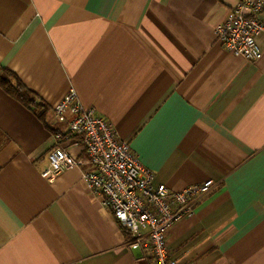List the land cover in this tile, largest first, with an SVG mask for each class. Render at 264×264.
Masks as SVG:
<instances>
[{"label": "crops", "instance_id": "obj_1", "mask_svg": "<svg viewBox=\"0 0 264 264\" xmlns=\"http://www.w3.org/2000/svg\"><path fill=\"white\" fill-rule=\"evenodd\" d=\"M238 1L0 0V65L48 106L43 120L0 86V264H151L88 186L87 163L41 174L57 144L86 157L54 114L70 90L155 182L212 179L168 231V257L264 264V30L253 61L215 31Z\"/></svg>", "mask_w": 264, "mask_h": 264}, {"label": "built area", "instance_id": "obj_2", "mask_svg": "<svg viewBox=\"0 0 264 264\" xmlns=\"http://www.w3.org/2000/svg\"><path fill=\"white\" fill-rule=\"evenodd\" d=\"M262 0H240L216 26L220 44L248 60L261 57L257 40L264 30L259 16ZM57 120L67 123L74 142L81 144L85 159L57 144L48 152V165L41 174L53 181L63 169L88 164L83 176L90 189L102 195V204L128 231V244L142 248L151 264H177L167 255L166 235L178 220L191 215L212 179L174 190L154 181V173L139 159L129 142L120 138L113 124L85 107L70 90L54 106Z\"/></svg>", "mask_w": 264, "mask_h": 264}, {"label": "trees", "instance_id": "obj_3", "mask_svg": "<svg viewBox=\"0 0 264 264\" xmlns=\"http://www.w3.org/2000/svg\"><path fill=\"white\" fill-rule=\"evenodd\" d=\"M0 86L28 107H32L39 113L41 119H45L48 110L47 104L30 90L21 79L11 70L0 65Z\"/></svg>", "mask_w": 264, "mask_h": 264}, {"label": "rangeland", "instance_id": "obj_4", "mask_svg": "<svg viewBox=\"0 0 264 264\" xmlns=\"http://www.w3.org/2000/svg\"><path fill=\"white\" fill-rule=\"evenodd\" d=\"M258 36V35H257Z\"/></svg>", "mask_w": 264, "mask_h": 264}]
</instances>
